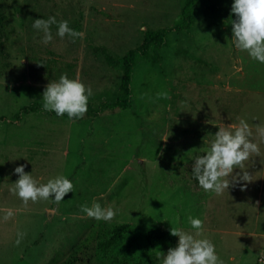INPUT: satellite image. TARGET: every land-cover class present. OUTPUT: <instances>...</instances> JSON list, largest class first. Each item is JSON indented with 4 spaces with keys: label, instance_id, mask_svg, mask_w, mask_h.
Segmentation results:
<instances>
[{
    "label": "rangeland",
    "instance_id": "rangeland-1",
    "mask_svg": "<svg viewBox=\"0 0 264 264\" xmlns=\"http://www.w3.org/2000/svg\"><path fill=\"white\" fill-rule=\"evenodd\" d=\"M233 3L201 0L190 31L172 33L139 64L132 110L80 121L33 114L16 122L64 73L91 87L93 106L112 101L123 73L104 52L119 59L147 32L173 26L184 0H0V264H63L79 245L76 264H162L160 253L178 243L171 226L195 233L189 216L203 221L200 238L214 244L224 264H264V141L253 137L260 154L245 162L253 177L244 191L241 181L221 195L205 192L192 173L221 124L264 125V63L231 43ZM50 16L68 21L83 39L60 38L52 25L53 40L43 44L32 25ZM160 92L170 98L158 99ZM19 166L38 183L62 174L74 190L59 204L52 196L25 208L9 191ZM93 202L114 205V219L80 211ZM4 209L14 212L8 221ZM18 232L25 236L16 245Z\"/></svg>",
    "mask_w": 264,
    "mask_h": 264
},
{
    "label": "clouds",
    "instance_id": "clouds-1",
    "mask_svg": "<svg viewBox=\"0 0 264 264\" xmlns=\"http://www.w3.org/2000/svg\"><path fill=\"white\" fill-rule=\"evenodd\" d=\"M231 13L235 20L229 19L232 29L231 43L237 50L247 52L248 55L264 63V0H234ZM57 25V35L64 38L66 35L83 39V34L73 30L68 21H57L54 16L48 19H36L33 28L43 33L42 43L47 45L53 40L51 26ZM91 87H86L79 77L70 79L67 73L62 74L58 81L49 82L42 94V106L45 112H54L62 117L67 114L69 119H82L87 113ZM157 98L168 99L167 92L157 93ZM211 141L205 154L195 158L192 173L199 186L205 192L216 195L223 194L237 183L243 181L241 191L246 190L247 184L252 182L253 175L245 168V162L255 154H260L259 144L253 142V137L264 141V125H250L240 119L238 123L225 126L221 124ZM255 129V132L253 131ZM168 139V138H167ZM166 139V140H167ZM241 170L235 175L234 170ZM14 174L18 180L10 185L9 191L16 195L26 208L29 201L49 200L59 204L64 197L73 192L74 185L64 175L49 179L47 183H38L31 174L24 171V166L16 167ZM114 205L102 207L93 202L91 206L83 204L80 211L96 220L110 222L117 214ZM3 220L8 221L14 215L12 209H4ZM188 222L195 233H189L180 227H172L170 235L178 238L176 247L169 248L167 254L160 253L162 264H224L216 254L214 244L203 236V221L192 216ZM25 233L18 232L16 245H19Z\"/></svg>",
    "mask_w": 264,
    "mask_h": 264
},
{
    "label": "trees",
    "instance_id": "trees-1",
    "mask_svg": "<svg viewBox=\"0 0 264 264\" xmlns=\"http://www.w3.org/2000/svg\"><path fill=\"white\" fill-rule=\"evenodd\" d=\"M201 3V0H184V5L181 11L180 19L171 27L157 29L155 31L147 32L142 44L136 48L129 50L123 57L119 59L113 58L107 52H104L106 62L109 66L119 69L122 73V79L118 88V92L112 101H103L98 106H93L91 103L87 105V115L91 118H96L105 112L114 110H132L134 107V95L132 91V82L135 76V71L142 61L149 60L158 52L163 49L168 42L169 36L174 32H188L194 26L196 21V15L194 8ZM33 114H43L47 116H56L54 112H45L43 110L42 102L37 101L24 107L19 113L14 116V121L21 122L25 116ZM58 118L69 119L67 114ZM5 118H1L4 120ZM74 121H80L81 119H72ZM129 229V225L118 226L111 238L104 243L102 247L104 249L114 245L117 240L121 238ZM152 240H156L154 235ZM81 250V246H77L73 255L65 261L63 264H76L77 255Z\"/></svg>",
    "mask_w": 264,
    "mask_h": 264
}]
</instances>
